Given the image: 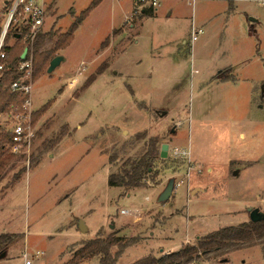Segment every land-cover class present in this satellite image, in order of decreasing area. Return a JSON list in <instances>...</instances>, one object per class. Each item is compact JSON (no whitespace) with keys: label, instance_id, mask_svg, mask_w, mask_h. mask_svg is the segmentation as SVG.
<instances>
[{"label":"rangeland","instance_id":"374dc122","mask_svg":"<svg viewBox=\"0 0 264 264\" xmlns=\"http://www.w3.org/2000/svg\"><path fill=\"white\" fill-rule=\"evenodd\" d=\"M132 2L46 0L41 51L64 61L47 74L48 62L34 66L30 52L37 133L29 156L16 157L0 178V235L23 238L7 248L0 264H24V253L33 256L32 264H66L76 250L72 244L94 239L99 231L104 238L115 233L137 243L146 240L123 252L119 264H131L150 249L158 257L194 244L197 239L185 243L194 233L247 221L250 208L264 212V5L161 0L157 15L132 17ZM9 5L2 10L0 2V28ZM86 9L63 47V34ZM245 25L253 32L251 56L232 72L239 81L232 76L215 81L241 43L246 48L239 40ZM192 26L202 34L190 49ZM113 31L119 36L115 41ZM152 140L150 158L158 174L128 192L108 186L111 172L144 156ZM175 148L192 154L188 177L186 160L172 157ZM228 160L251 166L232 178L246 163ZM16 174L19 181L8 188ZM170 179L183 183L159 203ZM79 222L86 233H80ZM220 260L195 264H264V251L240 249L228 263Z\"/></svg>","mask_w":264,"mask_h":264},{"label":"trees","instance_id":"16d2710c","mask_svg":"<svg viewBox=\"0 0 264 264\" xmlns=\"http://www.w3.org/2000/svg\"><path fill=\"white\" fill-rule=\"evenodd\" d=\"M98 2H92L91 7L97 5ZM90 7V8H91ZM89 8V9H90ZM89 9L81 13V16L76 19V22L70 26L68 31L63 34L64 46L70 42L74 30L77 25L82 22L87 15ZM152 9H143L144 15H152ZM45 36L38 35L34 40L29 52L33 54L34 66H41L49 62L55 56H51L48 51H41L45 41ZM13 39V34L8 35L6 43ZM105 42L104 44H106ZM105 47V45H104ZM7 63L10 69L5 72L0 79V113L9 109L10 105H19L21 98L11 94L8 90L10 82L18 76L17 64L21 61L22 45L19 40H14L11 47L6 48ZM103 69L98 70L101 74ZM93 79L90 80V82ZM89 83V82H87ZM42 109L45 110V107ZM43 111V110H42ZM39 112H34L32 121L35 123ZM8 135L0 133V178L7 168H11L16 156L5 151V144L8 143ZM150 149L147 150L144 156L140 159L127 160L123 163L124 167L119 173H113L108 176L107 184L110 187L123 188L125 192L132 189L143 187L145 185L146 176L152 174L151 177L158 173L153 168V159L150 158L155 153V144L153 140L150 142ZM8 151V150H7ZM110 163L115 160V157H110ZM19 181V174L14 176V181L8 184L13 187ZM248 213V210H247ZM23 238L20 235L2 234L0 235V254L5 253L7 248L13 243ZM137 243L136 240H126L123 237H118L115 233L102 237L100 231L94 239L82 242L80 246L73 252L71 259L66 264H79L85 260L96 258L98 264H117L118 259L123 254L124 250L131 244ZM260 246L264 251V220L253 223L250 220L241 223L237 226H226L208 233L192 245H185L178 251L164 254L160 257H155L151 254L139 259L131 264H194L198 262H209L215 259H226L229 262V255L240 249ZM116 248L115 252L112 249Z\"/></svg>","mask_w":264,"mask_h":264},{"label":"built area","instance_id":"2783aa9c","mask_svg":"<svg viewBox=\"0 0 264 264\" xmlns=\"http://www.w3.org/2000/svg\"><path fill=\"white\" fill-rule=\"evenodd\" d=\"M136 5V12L140 8L155 10L161 0H133ZM197 0H187L189 5H192ZM2 3V10H6L5 6L10 7L7 10L2 27L0 28V79L3 74L7 72L10 67L7 63L6 48L12 46V41L19 40L23 49H27L25 58L18 62L17 71L18 76L13 79L8 87L11 94L19 96L21 102L19 105H10L7 110L6 120H0V131L8 135V143L5 145L6 150L16 157H28L34 140L36 137V127L32 121L34 111L30 108L31 93H32V57L29 52V47L32 46L34 40L43 32V26L46 20V0H0ZM259 3L264 5V0H259ZM13 34V39L6 43L8 35ZM201 33L200 28L192 26L190 40L187 45L192 48L194 42L197 41ZM22 54V53H21ZM5 123L6 126H3ZM8 126V127H7ZM6 127V128H5ZM172 157L176 159L186 160L187 173L189 176L191 171V164L189 161V152L186 150H172ZM182 180L174 182V190L181 184ZM24 264H32L33 256L29 258L26 253L23 254Z\"/></svg>","mask_w":264,"mask_h":264},{"label":"crops","instance_id":"0c3cea01","mask_svg":"<svg viewBox=\"0 0 264 264\" xmlns=\"http://www.w3.org/2000/svg\"><path fill=\"white\" fill-rule=\"evenodd\" d=\"M161 2V1H160ZM133 3V2H132ZM134 5H135V3H133ZM159 6H160V3H159V5H158V7L153 11V14L154 15H157V12H158V8H159ZM135 10H137L136 9V6H134V11ZM134 11H133V13L131 14L132 15V17L133 16H137V15H144V13H143V8H140V10H139V12H136L135 14H134ZM152 14V15H153ZM131 15L129 14V17H127V19H126V22L125 23H129L130 22V20L132 19V17H131ZM153 15V16H154ZM246 25L244 26V29H245V35H244V37L242 36V37H240V41H242L243 43H244V45L246 46V48H244V47H242V43H241V48L239 49V50H236V51H234V53H233V55H230V57H231V63L228 65V66H225V67H223V68H221V70H219L218 71V73L214 76V79H215V81H222V80H227V79H229V77H231L232 76V80H233V82H235V83H237L239 80L237 79V78H234V75L232 74V72L234 71V68H236L237 67V65H241V64H246V62L249 60V58H250V56H251V50H250V48H251V46H250V37H252L253 36V32L252 31H250V30H248V28L246 29ZM114 31H116V30H114ZM114 31H113V41H115L119 36L117 35L118 33H114ZM249 31V32H248ZM115 34V35H114ZM109 42H110V38H109ZM231 42H232V39H231ZM186 43V42H185ZM195 43V42H194ZM188 44V43H187ZM194 45V44H193ZM234 46L233 48H236V45H237V43H236V41L234 40L233 42H232V44H231V46ZM105 47H108V45H106ZM104 47V48H105ZM191 49H193V47L191 48ZM224 72H228L229 74L227 75V76H222L221 75V73H224ZM188 152L190 153V155H192L191 154V152L188 150ZM196 161V160H195ZM231 162H236V164H239V163H246V165L245 166H243V167H241V170H233V172L234 173H232V175H231V177L232 178H237L239 175H240V172L244 169V168H246V167H249V166H251V163H248V162H246V161H242V160H228V164H230ZM227 164V165H228ZM198 165H199V163H198ZM200 166V165H199ZM208 171H212V169L211 168H208ZM111 172V171H110ZM109 172V173H110ZM209 172V173H210ZM112 173V172H111ZM186 173H187V166H186ZM185 173V174H186ZM231 177H228V178H231ZM183 183V182H182ZM182 185V184H181ZM181 185L176 189V190H178L180 187H181ZM132 190H134V189H132ZM132 190H130V191H132ZM175 190V191H176ZM191 194H193L192 192H191ZM127 195H128V193H127ZM262 203H263V205H264V198H263V200H262ZM250 209H253V208H250ZM259 209V208H258ZM260 210V209H259ZM139 218V217H138ZM138 219H136V221H137ZM249 220V218H248V215H247V221ZM168 221V220H167ZM167 221H166V223H167ZM247 221H243L242 223H244V222H247ZM239 224H241V223H239ZM239 224H237V225H239ZM237 225H235V226H237ZM163 226H165V225H163ZM110 228H112V227H110ZM116 231H119V230H116ZM199 232H202V233H204V234H201V235H198V234H196V233H194V235H193V237L192 238H188L187 240H186V242L185 243H187L188 241H189V244H192L193 242H194V240L195 239H199L200 237H202V236H205V235H207L208 233H210V232H212V231H210V230H202V231H199ZM81 233V232H80ZM83 234V233H82ZM82 241H85V240H80L79 242H77V243H74V244H72V245H74V246H76L75 248H74V250L75 249H77V247H79V244L82 242ZM146 240H141V241H139V243H137L136 245H134V246H131V247H129V248H127L125 251H124V253L126 252V251H128V250H130V249H132V248H139V247H142V245H144L146 242H145ZM191 242V243H190ZM139 244V245H138ZM254 247H256V248H260V246H254ZM254 247H249V248H244V249H250V248H254ZM162 250H163V248H162ZM241 250H243V249H241ZM167 251V250H166ZM151 252L153 253V250L152 249H150V252L149 253H147L146 255H149V254H151ZM164 252V251H163ZM123 253V254H124ZM168 254V253H171V251H169L168 250V252H164V254ZM40 254V253H39ZM123 254L121 255V257L123 256ZM232 254V253H231ZM230 254V255H231ZM163 254H160L158 257H160V256H162ZM71 257H72V254H69L68 255V261L71 259ZM121 257L118 259V262H117V264H119V260L121 259ZM93 261H95L96 262V264H98V260L96 259V258H94V259H92V260H85V261H83V262H81V263H79V264H88V263H90V262H93ZM195 264V263H194Z\"/></svg>","mask_w":264,"mask_h":264},{"label":"water","instance_id":"95a60500","mask_svg":"<svg viewBox=\"0 0 264 264\" xmlns=\"http://www.w3.org/2000/svg\"><path fill=\"white\" fill-rule=\"evenodd\" d=\"M251 21H254V20L251 19ZM26 53H27V49L24 48L21 54L22 60L25 58ZM63 61H64V58L60 55H57L54 58H52L49 62L46 73L47 74L52 73ZM167 153H168V146L164 144L161 146L160 157L165 159L167 157ZM173 191H174V179H170L167 185L165 186L164 190L160 193L158 197V202L164 203L168 201L171 198ZM248 218L251 222L257 223L259 221L264 220V212L260 211L258 208L248 209ZM78 228L80 232L83 234L87 232V228L84 226L83 222H79ZM5 255H6V252L1 253L0 258H4ZM226 261H227L226 259L220 260L221 263H225Z\"/></svg>","mask_w":264,"mask_h":264}]
</instances>
